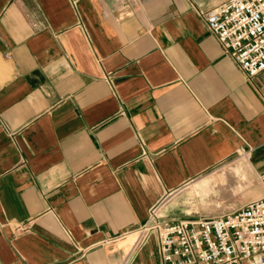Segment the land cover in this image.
Masks as SVG:
<instances>
[{"label": "crops", "instance_id": "0c3cea01", "mask_svg": "<svg viewBox=\"0 0 264 264\" xmlns=\"http://www.w3.org/2000/svg\"><path fill=\"white\" fill-rule=\"evenodd\" d=\"M223 1L0 0V264H160L154 208L211 217L195 182L264 173V70L202 17Z\"/></svg>", "mask_w": 264, "mask_h": 264}, {"label": "built area", "instance_id": "2783aa9c", "mask_svg": "<svg viewBox=\"0 0 264 264\" xmlns=\"http://www.w3.org/2000/svg\"><path fill=\"white\" fill-rule=\"evenodd\" d=\"M202 17L241 70H264V0H225ZM139 232L142 241L156 238L160 264H264V194L221 215L172 223L154 208Z\"/></svg>", "mask_w": 264, "mask_h": 264}, {"label": "rangeland", "instance_id": "374dc122", "mask_svg": "<svg viewBox=\"0 0 264 264\" xmlns=\"http://www.w3.org/2000/svg\"><path fill=\"white\" fill-rule=\"evenodd\" d=\"M221 169V168H220ZM195 182L185 191L184 206L190 215L217 216L261 197L264 187L250 161L233 164L230 176L219 177L217 171Z\"/></svg>", "mask_w": 264, "mask_h": 264}, {"label": "bare ground", "instance_id": "6f19581e", "mask_svg": "<svg viewBox=\"0 0 264 264\" xmlns=\"http://www.w3.org/2000/svg\"><path fill=\"white\" fill-rule=\"evenodd\" d=\"M243 157H246L244 160H246V161H250V160H249V156H246V155H245V156H243Z\"/></svg>", "mask_w": 264, "mask_h": 264}]
</instances>
